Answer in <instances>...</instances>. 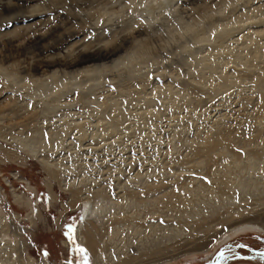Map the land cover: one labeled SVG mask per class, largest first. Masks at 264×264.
I'll use <instances>...</instances> for the list:
<instances>
[{"label":"rangeland","instance_id":"obj_1","mask_svg":"<svg viewBox=\"0 0 264 264\" xmlns=\"http://www.w3.org/2000/svg\"><path fill=\"white\" fill-rule=\"evenodd\" d=\"M109 1L106 7L111 9L110 14L108 13V17L104 16L109 21L98 24L94 21L96 17L85 18L83 16L88 13L95 15V10L92 9L95 3L91 6L90 2L100 3L98 8H101L104 6L101 5V3L104 4L101 0H68L66 3H60V0H0V54L12 52L13 48L17 46L18 51L12 54L15 60L18 55H25L34 48L38 50L41 44L44 47L51 45L53 40L50 39V36L49 39L45 37V41L40 44L41 35L49 30L51 35L57 36L58 33L63 32L65 26L72 27L75 34L73 38L71 37L63 45H60L61 52H66V48L69 46L78 47L77 52L92 51L88 47H81L82 44L93 41L98 32L102 30L106 32L108 27L117 26V20H120L124 12L131 11L126 6H120L114 0ZM175 1H177L175 9H178L177 12L183 20V24L192 22V18L195 17L199 26L207 27L211 25V22L213 23L223 16L217 13L223 6L221 0ZM244 1L247 0L234 2L235 5H239ZM10 6L19 8L7 9ZM196 8H198V12H194ZM11 11L12 13H10ZM170 11H166L165 16H169ZM43 20L46 22L39 27L38 24ZM157 24L155 22L153 26H157ZM138 27L142 30L149 31L150 29L149 25L145 23L143 25L141 23ZM19 29H24L27 33L22 32L20 38L16 40V36L21 31ZM160 29L162 39L159 36H153L155 42L152 50L160 58L155 56L157 58L155 61L157 60L159 63L156 61L145 64L141 76L163 86L167 79L168 82L172 81L170 74H166L168 69L170 72L179 73V79L176 80V87H178L177 81H184L183 79H185L184 82L188 81V76L185 75L188 53L179 49V45L190 38L186 34H184L186 39L178 35L179 40L175 41L172 39V32L168 33L167 27L161 26ZM233 32L232 34H234ZM123 35H128V32ZM234 35L236 36V34ZM12 39H15L14 45H10ZM108 45L98 44L99 47L104 48ZM205 45V43H199V45L192 46L198 57L207 54ZM125 50L122 51L125 52ZM122 51L116 56L117 58L124 54ZM52 53H57V51ZM46 54L49 52L46 51L43 55ZM160 55L162 58L159 57ZM19 60H23V57H20ZM124 66L104 71L102 77L100 76L97 80L100 82L93 84V86L96 85L93 90L98 94L106 91L107 95L109 93L112 94V97L114 95L116 101H124L126 98L118 96L117 90L118 82L128 78L127 68ZM161 69H164L166 73L160 74ZM172 69L174 70L172 71ZM232 70L235 71L233 65L227 68L226 72L230 73ZM247 74L248 77L250 74L252 75V73ZM118 76L119 79H117ZM195 82L194 98L197 99L198 104L193 110L194 113L182 105L181 109L173 115L163 105L157 104L159 117L155 120L153 128H140V131L130 129L124 135L98 137L94 141L91 138H86L88 140L85 139L82 146L79 145L76 137L69 136L65 138L66 140L64 139L66 144L63 148L48 153L49 158L47 157V159L51 165L62 164L63 166L61 168L59 165L56 170L52 168L55 172L47 170L49 167L31 156L28 157L23 149L16 144L2 140L0 136V210L6 218L8 234L15 239V231L21 232L16 239L17 246L21 249L20 260L32 262L31 264H94L93 257L86 250L87 259L84 258V254L75 251L67 240V228L72 226L76 245L83 248L77 236V227L81 220V205L74 208L69 207L71 196L68 191L63 189V182L70 183L74 188L80 186L82 192L78 197L85 198L84 194L90 192L89 197L95 198V191L102 190L106 192L107 199L114 202V205H107V211L102 214V220L100 219V224L97 225V227L99 226V236L105 240L104 258L106 255H115L117 252L115 250L120 249V242L123 241L129 247V251L133 252L137 249L134 251L136 254L133 258L136 261L143 256V253H137L138 250L148 248L150 245L154 246L155 243H161L164 238L173 237V234L178 232L180 236L175 235L177 238L175 241L184 238L187 239V243L202 241L205 244L207 241V249L170 261H158L157 259H162L163 254H155L144 257L142 263L155 260L152 264H205L212 255L214 256L221 249H231L232 252L240 250L241 254H245L238 247L243 245L261 246L264 241L263 230H246L230 236L232 234L229 233L230 229L228 228L248 220L249 217L254 221L257 218L253 217L259 213L261 216L259 215L260 220L259 218L258 220L264 224V215L262 214L264 211V93L261 94L259 90L247 84L243 86L245 88L231 89L228 93L220 95L211 92L209 86L206 87V84L196 77ZM176 87L175 90H177ZM147 90V98L154 99L155 94L150 93V87ZM76 92L75 90L72 96L76 95ZM18 95L21 97L20 94ZM156 97L161 100L160 96ZM72 101L68 109L71 108L69 110L73 109L79 112V117L86 118L87 115L82 108ZM0 104L4 107L8 102H4V99L0 98ZM144 104L138 102L137 97H134L133 100L126 102V112L131 115L144 114L149 108ZM49 116L50 119L55 117L54 115ZM91 117L94 116L89 118ZM17 120L8 115L3 117V123L6 125ZM57 120L58 118L55 117L50 122L54 123ZM217 124L222 127L224 132L227 130L234 136L237 148L232 147L231 155H229L241 163V166L237 167L233 164L232 157L229 161L232 165L230 168L231 178L229 179V183L232 185L230 189L224 188L221 184L225 176H222L225 174L224 167L228 164V162H224L222 155L214 156L212 160H205L202 165L195 159L196 156L193 153L201 147L202 136L210 131L213 134L218 133ZM1 128L0 126V131ZM256 137L260 139L256 140ZM198 140L200 142H197ZM232 153H235V156ZM252 153L256 154L251 155ZM248 164L250 165L248 166ZM215 171L217 172L214 175ZM183 185H187L185 192L178 188ZM156 186L161 187L156 191H149V189H155ZM168 189L171 190L169 193L174 190V192L183 194V198L189 203V208L164 209L165 206L154 201L155 197L165 195L164 193L161 195L162 192L165 191L168 194ZM215 211L218 212L215 214L216 216L213 215ZM229 212H233L232 216H229ZM225 216L226 218L223 219ZM208 218H211L209 220L212 221L207 222L211 224L212 231L210 228L205 232L195 231L184 225L192 220ZM218 232L219 234L224 233L220 239L211 240L209 238ZM183 233L184 235L181 236ZM228 235L230 237L226 241H222ZM143 243H145L144 246H142ZM45 253H47L46 256ZM242 257L233 259L229 264H250Z\"/></svg>","mask_w":264,"mask_h":264},{"label":"bare ground","instance_id":"obj_2","mask_svg":"<svg viewBox=\"0 0 264 264\" xmlns=\"http://www.w3.org/2000/svg\"><path fill=\"white\" fill-rule=\"evenodd\" d=\"M101 1L104 2V4L101 3V5H104L101 8H98L100 3L90 2L91 6L95 3L93 8H91L95 10L96 16L88 13L89 15L87 14L83 17H96L94 21L98 24L108 22L109 19L104 18V16L108 17L107 15L111 10L106 7L110 1ZM114 1L118 2L120 6H126L131 9V11L124 12L120 20H117V26L113 25L111 28L108 27L106 32L103 30L98 32L93 41L91 40L90 42H84L82 44L81 47H88L92 51L77 52L76 50L78 47L73 48L69 46L66 48V52H61L59 48L61 47L60 45H63L66 40L71 37L73 38L75 34L72 27L65 26L66 28H64L63 32L58 33L57 36H54L55 34L51 35L49 30L45 32L46 34L43 33L41 35L40 44L45 41V37L49 39V36L50 39L53 40V43L55 40H58L54 44L52 43L46 47L41 44L38 50L34 48V50L27 52L25 55H18L15 60L12 54L18 51L17 46L13 48L12 52L8 51L7 53L3 52L0 54V98L4 99V102H8L7 105L3 104L4 107L7 108L2 107L0 104V126L2 127L0 136L2 140L19 146L26 152L28 157L31 156L46 167H49L47 170L51 172H55L56 167H59V165L61 168L63 166L62 164L57 166L51 165L47 159L48 153L63 148L66 144L64 142L66 140L65 138L69 136L76 137L79 145H81L86 138H91L94 141L98 137L107 138L109 136L124 135L128 133L130 129H133V131H140V128H153L155 120L159 117V113L157 112L159 107L157 104L163 105L167 111L170 110L173 115L181 109L182 105H185L187 107L186 109L193 112L198 104L197 99L194 98L193 90L194 84L196 83L195 77L196 79L202 80L203 83L206 84V87L208 85L210 91L214 94L221 95L226 92L228 93L231 89L238 90L245 88L243 86L247 84L259 90L261 94L264 93V0H247L239 5H235L234 1L237 0H221L223 6L217 13L222 14V18L213 23L211 22V25L207 27L203 25L199 26V22L196 21L195 17H191L193 19L192 22L183 24V20L177 12L178 9H175L177 3L175 0ZM255 1L257 2L254 3ZM66 2H68V0H60V3ZM190 3L193 2L190 1ZM238 7L239 9L237 10ZM14 8L16 9L19 7H7L9 10ZM166 11H170L169 16H165ZM194 12H198V8H196ZM10 13H12V11ZM213 18L212 20H214ZM45 22L46 20H43L38 26L41 27ZM83 22L86 23L85 21ZM155 22L156 24H160L153 26ZM178 22L179 25H177ZM141 23L142 25L143 23L148 24L150 28L149 31L139 29V27L137 28ZM150 26L153 27L151 28ZM161 26L167 27L168 33L170 31L172 32V39L175 41L179 40L177 37L178 35L185 38L184 34H186V36L190 38L189 40L185 38L186 41L184 40V42L179 45V49L188 53L186 58L187 72L185 74L188 76V81L184 82L185 79H183L184 81H177L178 87H176V80L179 79V73L170 72L168 69L167 73L164 69L160 70V74L165 72L168 75L170 74L172 78V81L169 82L167 79L166 84L163 86L153 81L150 82V79L141 76L145 64L147 65L148 63L157 61H155V59L158 58L156 55L157 53L155 54L152 51L153 43L155 42L153 36H159V38L162 39ZM19 30L16 40L20 38L22 32L25 31V33H27L24 29ZM34 30H36V28H34ZM125 32H128V35L122 36ZM232 32L236 34V36L232 34ZM12 40L10 45H14L15 39ZM100 43L109 45L106 46V48L102 46L99 47L98 44ZM199 43H205L207 47V54L200 57L195 54L192 47L194 44L199 45ZM122 50H125V52ZM46 51H48L49 54L43 55ZM53 51H57V53H52ZM121 51L124 54L119 55L117 58L116 56L120 54ZM155 56L157 58H155ZM20 57H23V60H19ZM159 57H161V55ZM122 65H125L124 67L127 68L128 78L126 77L125 80H120L118 82L117 90L118 96L126 98L124 101H116L114 99L115 96L113 95L112 97L110 93L107 95L108 92L106 91L98 94V92L96 93V91L93 90V87L96 86H93V84L98 82L97 80H99L104 71L118 68V66ZM230 65L234 66L235 71L232 70L229 73L226 71L227 68L231 67ZM121 70L123 72V69ZM173 70L174 69H172V71ZM247 73H252V75L250 74L248 77L246 76L248 75ZM123 76L120 75V77ZM117 79H119V76ZM198 84L197 86H199ZM148 87H150V93L155 94L154 99L147 98ZM175 87L177 90H175ZM75 90L77 91L75 93L76 95L72 96ZM18 94H20L21 97ZM70 95L72 97H69ZM156 96H160L161 100L157 99ZM134 97H137L138 102L145 103L144 105L147 107L149 106L146 113L131 115L126 112V102L133 100ZM72 100L75 101L73 102ZM71 101L82 108L87 115L86 118H81L79 117V112L73 109L69 110L71 108L68 109V107L71 106ZM6 115L11 116L14 120H18L10 125H6L3 123V117ZM49 115H54L58 120L51 123L50 121L54 120L55 117L50 119ZM90 116L94 117L89 118ZM219 127L218 125L217 134L210 133V131L202 136L201 142L200 140L197 141L201 143V147H196L198 149L193 153L194 156H196L195 159L202 165L205 160H212L214 156L222 155L224 162H228V164L224 167L225 174L222 176H225L221 184H223L224 188L230 189V187H232L229 183V179L231 178L230 168H232L229 162L232 157L230 156V149L235 146L236 141L234 142V136L231 132L227 130L224 132L222 127ZM258 139L260 138L256 137V140ZM235 148L237 147L235 146ZM233 154L235 156V153H232V155ZM255 154L256 153H252L251 155ZM231 160H233V164L237 167L241 166L240 161L236 158L232 157ZM249 165L250 164H248V166ZM52 168H55V170ZM216 172L217 171H215V173L213 172L214 175ZM55 174L57 175L58 173ZM186 186L187 185L178 186V188L183 189L182 192H185L187 191ZM62 187L70 193V208L81 205V220L77 227V236L83 248L93 257L94 264H152L155 260L142 263L143 258L155 254H163L162 259L157 260L170 261L179 257L196 254L199 251H205L208 247L206 245L207 241L205 244L202 241L198 243H187L186 238L175 241L177 239L175 235L178 237L180 236L178 232L175 235L173 234L174 238H164L161 243H155L154 246L150 245L151 247L149 246L148 248L138 250L137 253H143V256L136 261H134L133 258L136 254L134 251L137 249L133 250V252L129 251V247L123 241L120 242V249L115 250L117 251L116 254L114 253L115 255L111 253L112 255H106L104 258L103 251L106 252L104 250L105 240L101 239V236H99V226L97 227V225L100 224V219L102 220V214L107 211V205H114V202L107 199L106 192L102 190L95 191V198L89 197L90 192L84 194L86 197L83 198V196L78 197L80 192H82L81 188H79L80 186H75L74 188L70 183L63 182ZM160 187L161 186H156L155 189H149V191H156V189ZM170 191L168 189V194H166L165 191L162 192V194L159 192L161 195H165L162 197H155L154 201L165 206L164 209L180 210L189 208V203L183 198V194L174 192V190L172 193H169ZM216 211L213 215L218 213ZM262 212L264 215V211ZM232 213L233 212H229V216H232ZM260 214L261 213L253 217L257 218L254 221L250 220L251 218L249 217L250 219L248 218V220H244V222L242 221L229 227V233L232 234L229 235L234 236L246 230L264 231V224L259 222ZM211 218L199 219L197 221L192 220L184 225L186 228H192L195 231L199 230L205 232L209 230V228L212 231L213 228L211 224L207 223ZM225 218L226 216L223 217V219ZM6 222L3 212L0 210V264H31L32 262L30 263L29 261L26 262L19 259L21 249L17 246L18 241L16 239H18L21 232L15 231V239H13L8 234ZM168 231L171 230L168 229ZM223 234L224 233L219 234L218 232V234L215 233L213 236H209V238L211 240H218ZM182 235H184V233L181 234V236ZM229 235L222 239V241H226V239L230 237ZM144 244L145 243H143L142 246H144ZM179 248L181 249L178 250Z\"/></svg>","mask_w":264,"mask_h":264},{"label":"flooded vegetation","instance_id":"obj_3","mask_svg":"<svg viewBox=\"0 0 264 264\" xmlns=\"http://www.w3.org/2000/svg\"><path fill=\"white\" fill-rule=\"evenodd\" d=\"M238 248L243 250L245 254H241L240 250L232 252L231 249H221L214 256L212 255L210 260L205 264H229L233 259H241V256H243V260L250 264H264V241L261 243V246L243 245ZM220 252H224L229 259L227 261H220L218 259Z\"/></svg>","mask_w":264,"mask_h":264},{"label":"snow or ice","instance_id":"obj_4","mask_svg":"<svg viewBox=\"0 0 264 264\" xmlns=\"http://www.w3.org/2000/svg\"><path fill=\"white\" fill-rule=\"evenodd\" d=\"M66 237H67V240L69 241V243L72 245L73 249L75 251L81 253V254H84V258L87 259L86 254H85V249L78 247L76 245L75 236H74V228L72 226H69L67 228ZM46 255H47V253H45V256ZM218 259L220 261H227L229 259V257L226 256L224 252H220Z\"/></svg>","mask_w":264,"mask_h":264}]
</instances>
